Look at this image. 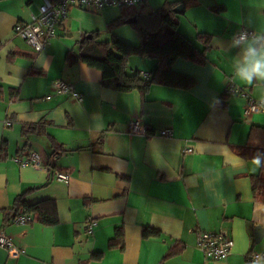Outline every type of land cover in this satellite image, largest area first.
I'll list each match as a JSON object with an SVG mask.
<instances>
[{
	"label": "crops",
	"instance_id": "obj_1",
	"mask_svg": "<svg viewBox=\"0 0 264 264\" xmlns=\"http://www.w3.org/2000/svg\"><path fill=\"white\" fill-rule=\"evenodd\" d=\"M169 2L183 6L179 32L205 60L173 61L175 72L195 79L190 87L154 83L143 94L107 88L102 71L68 61L80 53L85 34L108 31L121 8L97 12L99 22L84 25L82 11H91L71 7L58 36L37 53L14 27L38 14L42 0H0V232L21 249L9 261L0 247V264H251V254H264V182L259 191L253 188L263 161L237 152L249 146L264 151V111L244 114L250 99H264V81L236 78L241 46H230L243 27L264 32V0L145 5L156 10ZM114 33L140 43L127 22ZM159 65L157 58L133 55L127 70L148 79ZM58 80L72 84L82 101L56 93ZM231 85L243 93L228 94ZM137 118L146 135L129 132ZM28 126L35 131L25 135ZM164 129L172 136H161ZM32 151L48 170L16 161ZM54 168L69 171L70 182L58 181ZM23 194L29 205L51 203L57 223L6 220ZM147 229L157 233L145 235ZM199 230L229 233L234 246L227 259L205 257ZM252 264H264V255Z\"/></svg>",
	"mask_w": 264,
	"mask_h": 264
},
{
	"label": "trees",
	"instance_id": "obj_2",
	"mask_svg": "<svg viewBox=\"0 0 264 264\" xmlns=\"http://www.w3.org/2000/svg\"><path fill=\"white\" fill-rule=\"evenodd\" d=\"M178 5L176 2H169L156 10L148 9L145 4L136 7H122L120 16L107 25L110 38L107 40L98 39L101 34L100 31L86 33L80 53L68 55L69 63L74 64L82 61L99 69L103 73L102 84L107 88L122 92L139 90L145 94L149 86L154 83L190 87L194 84L195 79L175 72L172 69V63L179 57L204 62L205 57L179 32V14L175 11ZM137 7L140 8L136 9ZM132 18H136V22L131 25L139 34V45L127 43L114 33L115 29ZM133 55L160 60V65L152 77L145 79L139 72L133 74L128 72V61ZM221 106L225 105L222 104ZM33 131H35V127L28 126L24 133L27 135ZM258 151L250 146L237 149L241 156L247 157L256 154L263 161L261 174L253 177L255 191H259L264 182V151ZM29 154L30 152L27 155ZM25 196L23 194L16 199L14 207L6 212V220H16L21 215L29 216L32 213L34 214V217L30 215L32 221L38 219L47 225L57 223V215L55 210L51 211V203L44 201L36 205H29ZM151 233L156 234L157 231L145 230V235ZM120 235V231H118L117 236ZM116 239L117 237L113 240ZM111 245L114 244L111 243ZM174 251L172 250L170 254ZM101 256L102 254L95 255L97 258Z\"/></svg>",
	"mask_w": 264,
	"mask_h": 264
},
{
	"label": "built area",
	"instance_id": "obj_3",
	"mask_svg": "<svg viewBox=\"0 0 264 264\" xmlns=\"http://www.w3.org/2000/svg\"><path fill=\"white\" fill-rule=\"evenodd\" d=\"M147 0H42L38 14H33L29 22L18 23L14 27V33L24 40L35 52H42L53 38L58 36V29L69 17L70 8L73 6L85 8L93 12H101L108 7H136L145 4ZM247 30L256 32L252 29L243 27L240 31ZM239 41V35L235 38ZM54 90L58 94L70 95L78 101H82L83 96L77 92L75 87L63 80L54 83ZM228 94L240 93L241 88L231 85L226 91ZM264 111V99H250L245 106L244 114ZM129 132L131 134H147L146 126L137 118L129 123ZM161 136L170 137L173 134L172 129H164L160 132ZM192 148L185 149V152H191ZM22 166H29L35 169L48 170L50 166L43 160L37 152H30L26 159L16 158ZM55 178L68 184L71 180V173L62 168H54ZM17 223L25 224L32 221L31 216L21 215L16 220ZM91 222L90 226H95ZM197 246L203 252L208 260H225L230 255L234 241L226 230L217 232L198 231ZM0 247L7 249L9 261H16L21 255V249L15 246L12 239L3 232H0ZM262 253H253L250 262L255 263L263 257Z\"/></svg>",
	"mask_w": 264,
	"mask_h": 264
},
{
	"label": "clouds",
	"instance_id": "obj_4",
	"mask_svg": "<svg viewBox=\"0 0 264 264\" xmlns=\"http://www.w3.org/2000/svg\"><path fill=\"white\" fill-rule=\"evenodd\" d=\"M237 35L239 41L235 40ZM231 40L234 41L230 45L232 48L241 46L240 55L233 63L236 78L248 84L264 81V32L239 31Z\"/></svg>",
	"mask_w": 264,
	"mask_h": 264
},
{
	"label": "rangeland",
	"instance_id": "obj_5",
	"mask_svg": "<svg viewBox=\"0 0 264 264\" xmlns=\"http://www.w3.org/2000/svg\"><path fill=\"white\" fill-rule=\"evenodd\" d=\"M83 13H82V16H81V18H80V21H82V22H84V25H86L85 24V22L87 23V21H92V20H94V21H96L97 20V23L99 22V17L102 15L101 13H97V12H93V11H91V12H88V11H82ZM96 23V24H97ZM131 27L137 32V30L131 25ZM79 29V26H78V28H75V29H73V31H74V34H73V36L72 37H74V39H77L76 37H77V33H78V30ZM101 32V34H100V36L98 37V39H100V40H107V39H109L110 38V33H108V31H106V29L105 30H103V31H100ZM76 33V34H75ZM72 39V38H71Z\"/></svg>",
	"mask_w": 264,
	"mask_h": 264
},
{
	"label": "water",
	"instance_id": "obj_6",
	"mask_svg": "<svg viewBox=\"0 0 264 264\" xmlns=\"http://www.w3.org/2000/svg\"><path fill=\"white\" fill-rule=\"evenodd\" d=\"M175 11L178 13V14H180L182 11H183V6L182 5H179V6H177L176 8H175ZM128 24H132V23H134V22H136V18H132V19H128L127 21H126ZM260 232V230H258L257 231V233H256V237H259L261 234V232Z\"/></svg>",
	"mask_w": 264,
	"mask_h": 264
}]
</instances>
